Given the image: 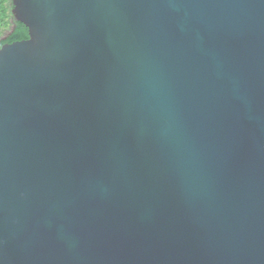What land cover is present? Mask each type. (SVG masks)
Returning <instances> with one entry per match:
<instances>
[{
  "label": "water",
  "instance_id": "water-1",
  "mask_svg": "<svg viewBox=\"0 0 264 264\" xmlns=\"http://www.w3.org/2000/svg\"><path fill=\"white\" fill-rule=\"evenodd\" d=\"M12 2L0 264H264V0Z\"/></svg>",
  "mask_w": 264,
  "mask_h": 264
},
{
  "label": "trees",
  "instance_id": "trees-1",
  "mask_svg": "<svg viewBox=\"0 0 264 264\" xmlns=\"http://www.w3.org/2000/svg\"><path fill=\"white\" fill-rule=\"evenodd\" d=\"M13 8L12 0H0V47L29 38L26 26L14 18Z\"/></svg>",
  "mask_w": 264,
  "mask_h": 264
}]
</instances>
